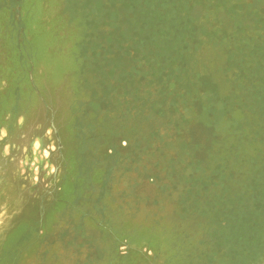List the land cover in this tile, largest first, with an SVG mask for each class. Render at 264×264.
<instances>
[{"label":"rangeland","instance_id":"obj_1","mask_svg":"<svg viewBox=\"0 0 264 264\" xmlns=\"http://www.w3.org/2000/svg\"><path fill=\"white\" fill-rule=\"evenodd\" d=\"M125 1L0 0V264H264V0Z\"/></svg>","mask_w":264,"mask_h":264},{"label":"trees","instance_id":"obj_2","mask_svg":"<svg viewBox=\"0 0 264 264\" xmlns=\"http://www.w3.org/2000/svg\"><path fill=\"white\" fill-rule=\"evenodd\" d=\"M124 5H126V1L124 0V3H123ZM127 13V12H126ZM130 19H132V18H130ZM130 25H131V27L133 28L134 27V23H133V21H132V23H130ZM161 40H158V42H159V45H158V43H157V45L158 46H161L162 47V44H164V41H163V39L162 38H160ZM255 98V97H254ZM253 98V99H254ZM249 102H252L251 100H249Z\"/></svg>","mask_w":264,"mask_h":264}]
</instances>
